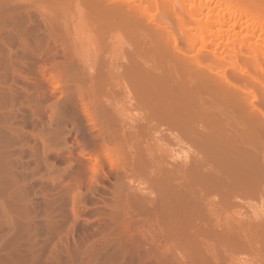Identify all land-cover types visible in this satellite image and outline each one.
I'll return each instance as SVG.
<instances>
[{
  "label": "bare ground",
  "instance_id": "obj_1",
  "mask_svg": "<svg viewBox=\"0 0 264 264\" xmlns=\"http://www.w3.org/2000/svg\"><path fill=\"white\" fill-rule=\"evenodd\" d=\"M198 2L199 5L197 4ZM205 2L204 0H130V3L129 0H0V68L6 69V66H10L12 72L8 69L7 73L10 71L14 78L18 75L20 80L25 81L24 86L22 88L20 86L24 93L33 95L32 93H35V91L43 89L40 87L41 84L37 77L39 75L44 77L49 73L51 79L56 82L54 85L56 92H62L65 96L66 93L68 96V92L72 93L73 91L86 93L91 99L90 107L85 102L88 108L94 109L95 105H98L102 110L111 109L117 115V112H120L118 108L120 104L113 101L114 97L112 99L111 94L109 96L105 93H112L115 87H120L125 97L129 99V102L126 100L128 102L126 105H130L129 109L132 106L136 108L135 110L139 109L143 112V116L140 114V117H142V121H145V126L158 134L166 133L171 137V140L174 138V141H180V144L185 142L183 145H186V143L188 145V148L185 146L187 149H184L183 146L182 149L184 150L180 151L183 153V156L181 154L183 162L181 161L182 158L177 157L178 155L180 156V153L175 156L181 159L180 162L182 163L177 165L179 168L177 167V169L173 170L165 169L164 173L161 170L159 171L163 173V177H161V179L163 178L161 180L162 184L161 182L160 184L161 186L163 185V195L167 198L165 199L163 196L167 201L166 204L164 199V203H162L161 197L159 199V202H161L159 204H165L163 208L161 207L162 209L159 213H161L160 219L162 215L164 218V224L162 225L165 230L161 233H163V239L167 242V244L163 245L165 246L164 248H162L163 246L161 247L164 250L160 252L164 253L167 251L172 253L174 252L173 250H177L178 254H181V258H186L184 254L188 253L187 259H189V256L190 258L193 256L189 252H193L192 249H197L200 250L201 258L204 259L203 262L205 261L207 264H226L227 262L229 264H237L234 256H236L237 251H240L255 256L254 258L257 257L256 259H259L264 264V106L255 104L257 95L255 96L254 94L257 91L256 83L262 82L264 84V69L262 66V62L264 64V40L259 46L260 41L262 42L261 39L258 44L253 42L248 46L249 42L253 40L251 38H264V8L251 10L245 4L235 5L233 0H214L216 2L215 6L211 8L208 5L209 8H206ZM128 3L138 6L137 8L142 11L144 16L156 9L160 13V16H158L161 21L165 19L164 22L171 15L172 18L177 19L176 17L179 16L182 19L183 14L181 15L179 12L183 13L185 10V19L181 20V22L184 21L183 25L185 26L182 27L183 32L181 34L183 33L182 36L184 38H182L189 50L183 51L182 44L180 45L179 41L177 42L175 35L165 23L157 25L158 29L156 28V30L152 29L146 22L147 15L145 16L146 18L142 17L141 19V21H145L141 25L142 28H137V30L133 31L132 26L136 18L135 14L131 13L132 9H130L131 6ZM190 3L191 5L196 3L198 6L189 7V9L194 7L191 10L187 9V7L185 8ZM70 4L81 7L76 12L78 15H74L79 20L88 23L87 26H89V31L92 35L95 34V37L98 35L97 38L101 36L98 39L106 40L113 45L119 37H127L132 41V45H130L132 55L128 57L129 59L125 65H120L121 68L125 69L119 77L120 84L114 86V79L111 77L112 73H116V71H112L115 66L111 68L110 65L111 69H109L108 65L103 66V64V67L99 69L93 66H89L90 68L83 66L84 61L82 62L78 58L79 55L73 44H71L73 38L69 42L72 32L69 34L70 28L67 27V22L70 20L67 10H69ZM125 4H127L126 8L124 7ZM217 5H220V8L225 7V9L220 10L218 7L219 11H217V8H215ZM204 7L207 9V13H204ZM149 15L153 17L152 14ZM127 16L131 17L126 22ZM186 16L188 17L187 25L185 22L187 20ZM155 18L153 22L156 20ZM143 24H146L145 27H143ZM245 25L247 26L245 27ZM237 27L240 30L242 29V32H236L235 29ZM244 31L245 33H243ZM153 36H155L154 38L157 37V40L159 39V43L161 39L165 40V46H162L163 44L161 45V43L157 44L158 41L153 39ZM76 38L74 37V39ZM246 46L247 49L244 48ZM237 48L241 50V53L244 48L247 54L249 49L251 50L249 55L253 56V58L249 57L253 60L251 63V65L253 64L252 67L254 66L253 70L248 69V71H245L244 68V71L240 70V64L235 59V61L231 60L229 62V52H225L226 54L228 53L227 55L223 54L224 50H231L230 52H233L234 58L237 59L239 54L236 52ZM221 54L225 57L227 56L225 58L222 55L223 58L229 60V63L224 61ZM43 57L46 60L48 58L50 63H47L48 67L46 65L43 66L41 71V67L38 71L37 68L39 66H31L28 63L30 61H25L28 58L36 59L39 65L40 59L42 60ZM58 59L62 61L59 60V62ZM88 59L92 61L90 57ZM46 60L45 63L47 62ZM51 62L54 64L50 66ZM89 64L91 63L89 62ZM228 69L230 70L228 71ZM31 72L37 76H35V79H30L29 75ZM258 72H261V74ZM262 74L263 77H261ZM7 77L9 79L10 76L8 75ZM62 80L71 81L73 84L71 83L72 85L68 87L63 83L67 87H62ZM14 81L16 82V80ZM246 81L247 83L251 82L248 84L250 85L248 88H245L247 83H245L246 85L241 84ZM15 82L13 83L15 84ZM252 83L255 84L252 85ZM243 85L245 86L243 89L247 90H241ZM251 86H255V91L251 90ZM261 86L263 85L261 84ZM6 88L8 89L7 86ZM7 89L3 91L8 92L9 90ZM10 91H13L14 96L16 95V91L13 89ZM10 91L8 92L9 94ZM250 93H253L254 96L252 94L253 97H251ZM44 94L46 95L45 92ZM72 97L74 96L72 95ZM248 97L253 98L254 101L252 99L249 103ZM103 99L104 101L101 102ZM259 103L262 105L261 102ZM122 104L124 103H121L123 107ZM124 108L122 111L125 110ZM239 108L242 109V112ZM131 110L134 109L131 108ZM137 115L139 117V114L136 113L135 116ZM140 117L139 119H141ZM104 119H106V116ZM147 131L150 132L149 130ZM155 132L153 133L155 134ZM137 136L136 134H131L129 137L124 135V140L130 141L129 143L132 141L133 143V141L135 142L138 139ZM131 145L129 146L131 147ZM135 145L137 146V144ZM107 151L112 152V149H107ZM168 151L171 152V150ZM111 152L108 153L110 156ZM184 152H186V156ZM151 160L149 159V161ZM169 167H174V163ZM164 168H166V164ZM157 171L155 172L156 174ZM157 182L159 183V181ZM155 185L158 186L157 183ZM155 189L157 190L158 188L156 187ZM140 198L142 197L140 196ZM137 201H140V199ZM256 202L260 204L259 210L256 208L257 205L255 206ZM156 203L154 202L155 206ZM150 204L152 203L150 202ZM158 206L153 211L158 212ZM239 208L240 211L244 208L247 211L245 210L246 212L242 213L237 211ZM145 212L148 213L147 211ZM156 215L154 216L155 218ZM147 229L143 231L145 234L149 231L148 229L146 232ZM146 236L148 237V235ZM154 236L151 238L154 239ZM172 239H177V241L175 240L176 243L180 241L181 244H178H180L182 249L174 242L177 247L172 245L170 243ZM153 243L154 246L159 245V243L157 245L156 242ZM182 244L183 246L187 244V246L189 245L188 247H191L189 252L185 251H188V248L186 246L183 247ZM159 247L157 246L158 250H161ZM183 248L186 249L184 250ZM171 253H169V256ZM156 256L152 258L149 256L150 260L152 261ZM172 258L168 259L172 261ZM175 258L179 261L176 256ZM197 261V259L194 260V263L197 264ZM168 262L170 261L168 260ZM186 262L189 263V260ZM203 262L200 261V263Z\"/></svg>",
  "mask_w": 264,
  "mask_h": 264
},
{
  "label": "rangeland",
  "instance_id": "obj_2",
  "mask_svg": "<svg viewBox=\"0 0 264 264\" xmlns=\"http://www.w3.org/2000/svg\"><path fill=\"white\" fill-rule=\"evenodd\" d=\"M233 1L235 5H248L251 10L264 8V0ZM206 2L204 4L206 8H213L216 3L214 0H206ZM194 4L198 6L199 2L197 3L198 5L196 3ZM112 5L111 7H113ZM129 5L131 7H128L132 9L131 13H134L136 18L132 29L133 31L137 30V28L141 29L142 23H145V21H141V19L142 17L146 18L145 16L147 14L144 16L142 11L137 8L138 6L135 4L132 3ZM195 5H191L190 3V5L185 6V8L187 7V9H189V7ZM126 6L127 4H125L124 7L126 8ZM128 7L127 9H129ZM218 7L220 8L221 6L217 5L215 7L217 8V11H219ZM80 8L81 7H77L74 4H70L68 7L69 10H67L69 19L71 20L72 18L71 21L68 20L67 22V27L71 30H69V34L72 32L70 35L71 38L69 37V42H71L73 38V42L71 44H73V47L78 53V58H80L82 62L84 61L83 66H93L98 69L102 68L104 65H108V67L111 65V68L115 66V70L113 69L112 71H116L118 74L120 73L119 75L116 73L111 74V77L114 79L113 84L116 86L120 84L119 77L125 71V69L121 68L120 65H125L126 61L129 59L128 57H131L132 55V51H130L132 41L127 37H119L113 45L106 40L103 41V39H98L101 36L97 38L98 35L96 37L94 36L95 34L92 35L89 31V26H87L88 23L83 20H79V18L76 17L78 15L76 12ZM206 8L204 7V13H207ZM223 8L225 9V7ZM223 8H220V10H224ZM184 12L185 10L183 13L181 11L179 12V14H183V18L185 17ZM71 13L73 15L76 14V16H73ZM149 14H152L154 18L156 17L155 19L157 21L155 20L156 22H153L154 18ZM149 14L147 15L148 18H146V22L152 29L156 30L158 27L157 25L165 23L169 30L175 35L177 42L179 41V44H182L181 47L183 51L189 50L183 39V33L181 34V32H183L182 27L185 26L183 25L184 21L181 22L183 19L182 17V19H180L179 16H175L177 18L175 19L174 17L172 18L171 15V17L169 19L167 18L166 22H164L165 19H162L161 21V18L159 17L160 13L156 9H153ZM130 17L131 16H127L126 22L130 19ZM187 21L188 17L187 20H185L186 25ZM145 25L146 24H143V27H145ZM246 26L247 25H245V27ZM237 28L235 29L236 32H240L242 30ZM186 30L184 29V31ZM243 33H245V31ZM72 35L77 38L74 39ZM154 37L155 36H153V39L157 38ZM251 40L248 46L253 42L258 44L260 41L258 44L259 46L263 43L264 38L257 37L251 38ZM157 41H155L157 44L161 43V45L163 44L162 46H165V40L161 39L162 42L160 41V43L159 39ZM244 48L247 49V46ZM244 48L242 53H245ZM230 51L231 50H224L223 53L225 55L228 54L225 52L230 53L228 54V56L230 55V57H228L230 61L225 59L227 56L225 57L221 54V57L222 55L225 57H222L224 61L231 62V60L235 59L240 64V70H253L254 66L252 67L253 64L251 65L253 62V56L249 55V52L251 51L250 49L248 54L246 51V56H244L245 54H242L241 50L237 48L236 52L239 53L237 59L234 58V53ZM44 57L42 60L40 59L39 65L37 64L36 59L32 60V58H28V60L26 59L25 61H30L28 63H30L31 66H39L37 68L38 71L41 67V71L43 66L46 65V67H48L47 63H50L48 58L46 60ZM87 57H90L92 61H90ZM45 60L47 61L46 63ZM59 60L62 61L61 59H58V61ZM89 62L91 64H89ZM52 64L54 63L51 62L50 66ZM119 66L120 68H118ZM262 66L264 69L263 62ZM111 68L109 67V69ZM227 68L229 67L227 66ZM8 69L11 71L10 66H6V69L0 68V264H169L170 262V264H180L181 262V264H187L188 262L186 261L188 260V264H196L194 263V260L196 259L198 260L197 264H207V262H203L204 259L201 258L202 255H200V250L192 249L193 252L194 250L195 252H189V248L191 247H188L189 245L187 246V244L184 246L188 248V251L185 250L186 248L183 249L186 252H189L190 255L192 254L193 256H191L193 259H191L192 257L190 258V256L188 257L189 259H187L188 253L184 254L186 258H181V254H178L177 250H173L174 252L172 253L167 251L164 253L160 252L164 250L162 249L165 247L163 245L167 244V242L163 239V233H161L165 230L162 225L164 224V218L162 215L160 219L161 213H159L161 212L160 210L163 206L167 203L165 200L167 198L163 195V185L161 186V180L163 178L161 179V177H163L162 175L165 169H177V165H180L183 162V153L181 152L188 148L187 143L186 145H183L185 142L182 144H180L181 142H178L177 140H175V142L174 138L171 140V137L166 133H163L164 135L158 134L151 128L145 126V121H142V117H140V114L143 116V112L139 109L135 110L136 108H133L132 106L131 108L134 110H131V108L129 109L130 105H126L129 102V99L125 97V94L120 87H113L114 89L112 90V93H105L109 96L112 95V99L114 97L113 101L120 104L118 105L120 112H117V115L113 112V110L108 109L107 111H104L98 105H95V108L93 106L94 109L88 108L90 107L89 104L91 99L86 93L73 91L75 94L73 92H68V96L67 93L65 96L62 92H56L54 90L56 82L51 79V75L49 73L44 77H41V75L37 77L31 72L29 75L30 79H35L37 77L39 83L41 84L40 87L43 88L41 90L43 91H35V93H32L34 96L24 93L21 88L24 86L25 81L22 79L20 80L16 74L15 78H18L15 79L14 75L12 76L10 74V71L7 73ZM229 70L230 69H228V71ZM258 73L261 74V72ZM7 74L10 76L9 79ZM261 77H263V74ZM14 80H16L17 83L19 82L18 85H16L17 83ZM12 81L15 82V84ZM62 81L61 83H65L68 87L73 84L71 81ZM10 83L13 88L10 87ZM245 83H247V81L241 84ZM249 83H247V87L243 85L241 90H247L245 88L250 87V85H248ZM255 83H252V85ZM65 84H63L62 87H67ZM261 84L263 86H261ZM243 87L245 88L243 89ZM254 87L255 86H251V90H254ZM256 87L257 94L256 92H254V94L255 96L257 95V98L255 99V101L257 100V103L255 102V104L258 106H264V102H262L264 101V84L262 82H258L256 83ZM3 88L9 91L13 89L16 91V95L14 96V93H12L13 91H10V94L8 93L9 91H3ZM252 94L251 97L254 96V94L253 96ZM72 95L74 97H72ZM36 97L40 99H37ZM252 99L253 98L248 97V102L252 101ZM103 101L104 99L101 102ZM81 102L83 103L81 104ZM85 102L88 107L85 105ZM259 102H261L262 105H260ZM121 103H124L122 104L123 107H125L124 111H122L123 107L121 106ZM136 113L139 114L141 119H139L138 115L135 116ZM105 116L106 119H104ZM119 118L122 119L120 120ZM102 124L104 126L106 124V126L104 127ZM108 124H111L112 126H108ZM153 132H155V134ZM131 134L138 135V139L135 140V142L133 141V143L137 144V146L133 144L132 141L129 143L130 141L127 142L124 140V135L129 137ZM127 144H133L131 145L133 149ZM183 146L184 149H182ZM185 146L187 148H185ZM107 149H112V152L110 151L111 156L108 154L110 152L107 151ZM168 150H171V152ZM172 151H174V153H172ZM186 152H184L185 156ZM178 153H180V156H177ZM150 155L152 156L150 157ZM175 156L182 158V160ZM149 159L152 160L149 161ZM178 160L179 162H177ZM180 160L182 162H180ZM155 163L156 165L158 164L159 167L156 166ZM173 163L174 167H176H169L170 165L172 166ZM165 164L166 168H164ZM160 170L163 173L159 172ZM156 171L157 174L155 173ZM157 181H159V183ZM156 183L158 186L155 185ZM154 185L158 188L157 190ZM155 194L157 195L155 196ZM140 196L142 198H140ZM160 197L162 198V203H164L163 199L166 201L164 205L159 204L161 203L159 202V199H161ZM151 198L154 199L151 200ZM139 199L140 201H137ZM144 200L145 203L150 204L151 202L152 204H145ZM154 202L158 203H156V206H160H158L159 211L156 209L158 212L153 211L156 207ZM256 203L255 206L257 205L256 208L259 210L260 204L259 202L257 204ZM138 205L139 207H137ZM141 206L143 207L140 208ZM245 210V208L241 209V211L240 208L239 210L237 209V211L242 213L247 211ZM154 214H157L156 218H159L156 219ZM145 229H147L146 232L148 231L149 233L147 232L145 234V232H143ZM155 231L159 233V236ZM151 234L155 235L154 239L151 238L153 236H151ZM146 235H148V237ZM175 240L177 241V239L170 240L172 241L170 243L175 246L176 244L177 246H180V241L178 240V243H180L178 244ZM142 241L144 245L142 244ZM153 242H156V245L159 243V245H157L160 246L159 248L163 246L161 250H158L157 246H154ZM135 244L137 248L134 246ZM148 247H152L153 249ZM147 249H149V251H147ZM156 250L159 252L157 253ZM184 250H182V252H184ZM148 252H151L152 256L151 253L149 254ZM169 253L172 255L170 254L169 256ZM148 255L151 258L156 255L157 256L151 261ZM235 255L236 256H233L235 257V262H237V264H262V261L260 262L259 259H256L257 257L254 258L255 256H251L248 253L246 254L244 252L237 251ZM161 256L162 258L159 259ZM175 256L179 259V261L175 258ZM171 257H173L172 261L171 259H168ZM168 260L170 262H168ZM200 261L203 263H200ZM226 264L229 263L227 262Z\"/></svg>",
  "mask_w": 264,
  "mask_h": 264
}]
</instances>
